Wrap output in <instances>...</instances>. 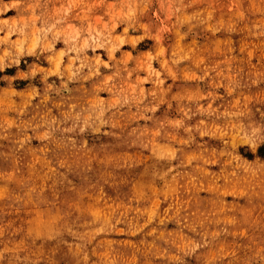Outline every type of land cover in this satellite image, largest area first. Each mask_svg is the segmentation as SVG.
<instances>
[{
    "label": "rangeland",
    "instance_id": "obj_1",
    "mask_svg": "<svg viewBox=\"0 0 264 264\" xmlns=\"http://www.w3.org/2000/svg\"><path fill=\"white\" fill-rule=\"evenodd\" d=\"M0 264H264V0H0Z\"/></svg>",
    "mask_w": 264,
    "mask_h": 264
}]
</instances>
